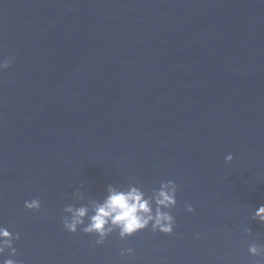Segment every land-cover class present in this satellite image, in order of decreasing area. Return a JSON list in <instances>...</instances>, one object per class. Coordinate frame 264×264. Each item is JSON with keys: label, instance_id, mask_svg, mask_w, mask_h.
Masks as SVG:
<instances>
[{"label": "water", "instance_id": "95a60500", "mask_svg": "<svg viewBox=\"0 0 264 264\" xmlns=\"http://www.w3.org/2000/svg\"><path fill=\"white\" fill-rule=\"evenodd\" d=\"M7 58L0 225L19 233L14 260L264 264L247 251L264 246V0H0ZM167 180L171 234L97 245L63 228L77 189L79 206L108 184L150 194Z\"/></svg>", "mask_w": 264, "mask_h": 264}, {"label": "clouds", "instance_id": "9594fccd", "mask_svg": "<svg viewBox=\"0 0 264 264\" xmlns=\"http://www.w3.org/2000/svg\"><path fill=\"white\" fill-rule=\"evenodd\" d=\"M10 63L11 58L0 60V72L7 69ZM224 159L227 163L233 157L228 154ZM176 193L177 185L173 180L161 181L159 187L152 189L150 194L131 183L127 186L108 184L101 199H92L77 206L75 201L85 200L84 193L77 189L72 194L74 203L63 208L66 214L62 218L63 228L69 233H75L79 228L85 234H94L97 245L103 244L106 237L114 231L123 240L148 228L149 225L152 232L171 234L175 220L170 210L177 203ZM24 208L39 211L41 201L39 198L26 200ZM185 210L188 213L193 212L192 206L187 203ZM252 220L264 225V205L255 209ZM18 239L19 233L13 234L8 228L0 225V264H19L12 258L17 254L13 242ZM6 251L7 258H5ZM133 251L132 248L122 249L119 254L131 255ZM247 251L250 256L264 259V246L250 243Z\"/></svg>", "mask_w": 264, "mask_h": 264}]
</instances>
